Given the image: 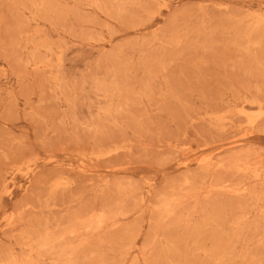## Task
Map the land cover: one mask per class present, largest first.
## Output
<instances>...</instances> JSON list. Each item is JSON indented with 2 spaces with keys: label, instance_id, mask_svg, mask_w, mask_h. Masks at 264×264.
Here are the masks:
<instances>
[{
  "label": "rangeland",
  "instance_id": "374dc122",
  "mask_svg": "<svg viewBox=\"0 0 264 264\" xmlns=\"http://www.w3.org/2000/svg\"><path fill=\"white\" fill-rule=\"evenodd\" d=\"M0 264H264V0H0Z\"/></svg>",
  "mask_w": 264,
  "mask_h": 264
}]
</instances>
